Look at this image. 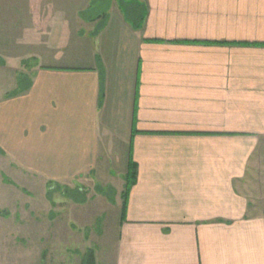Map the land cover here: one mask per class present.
Here are the masks:
<instances>
[{"label":"crops","instance_id":"1","mask_svg":"<svg viewBox=\"0 0 264 264\" xmlns=\"http://www.w3.org/2000/svg\"><path fill=\"white\" fill-rule=\"evenodd\" d=\"M141 4L81 22L95 28L71 65L2 54L30 87L0 95V167L93 183L131 157L113 264H264V0Z\"/></svg>","mask_w":264,"mask_h":264},{"label":"rangeland","instance_id":"2","mask_svg":"<svg viewBox=\"0 0 264 264\" xmlns=\"http://www.w3.org/2000/svg\"><path fill=\"white\" fill-rule=\"evenodd\" d=\"M113 9L133 19L143 15L144 6L141 0H0V63L9 59L3 53L21 54L33 64L38 63L33 55L45 64L46 57L57 54L59 66L71 65L70 60L86 53L83 33L95 28L81 22ZM36 26L44 40L25 44L24 36ZM19 75L24 83L29 79L22 72L0 71V95ZM124 173L118 167L93 183L49 187L20 183L0 167V264H81L89 249L97 264H113ZM5 179L16 182L18 190Z\"/></svg>","mask_w":264,"mask_h":264},{"label":"trees","instance_id":"3","mask_svg":"<svg viewBox=\"0 0 264 264\" xmlns=\"http://www.w3.org/2000/svg\"><path fill=\"white\" fill-rule=\"evenodd\" d=\"M151 41H157V40H151ZM29 87H30V80L28 79L24 83L23 79H22V75H19V77H17V89L15 90V92L12 93V96H15V95L27 90ZM136 179H137V165L132 161V159L130 157L128 167H127V173L124 177V180H125L124 190L121 194L122 195L121 196L122 197V205H121V214H120V220L121 221H124L126 219L127 201H128L130 190H131L132 186L136 183ZM5 182L10 184V181H8L6 179H5ZM51 185L57 186V185L52 184V183L47 184V186H49V187ZM74 192L75 191H73L71 193H74ZM70 198H72V196H70ZM263 214H264V212H263ZM81 264H97L95 253L92 249H89L86 252L85 256H83Z\"/></svg>","mask_w":264,"mask_h":264}]
</instances>
